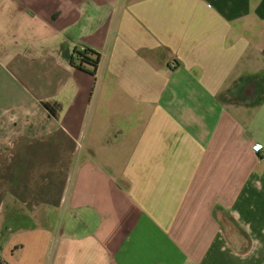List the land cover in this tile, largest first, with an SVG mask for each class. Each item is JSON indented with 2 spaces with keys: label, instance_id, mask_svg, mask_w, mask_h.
<instances>
[{
  "label": "crops",
  "instance_id": "crops-1",
  "mask_svg": "<svg viewBox=\"0 0 264 264\" xmlns=\"http://www.w3.org/2000/svg\"><path fill=\"white\" fill-rule=\"evenodd\" d=\"M0 261L264 264V0H0Z\"/></svg>",
  "mask_w": 264,
  "mask_h": 264
},
{
  "label": "trees",
  "instance_id": "trees-1",
  "mask_svg": "<svg viewBox=\"0 0 264 264\" xmlns=\"http://www.w3.org/2000/svg\"><path fill=\"white\" fill-rule=\"evenodd\" d=\"M101 57L99 53L89 49L75 50L71 56V65L73 68L83 70L92 76L97 74L100 67ZM0 264H7L0 261Z\"/></svg>",
  "mask_w": 264,
  "mask_h": 264
},
{
  "label": "built area",
  "instance_id": "built-area-1",
  "mask_svg": "<svg viewBox=\"0 0 264 264\" xmlns=\"http://www.w3.org/2000/svg\"><path fill=\"white\" fill-rule=\"evenodd\" d=\"M256 149L258 151H262L263 150V145H256Z\"/></svg>",
  "mask_w": 264,
  "mask_h": 264
}]
</instances>
